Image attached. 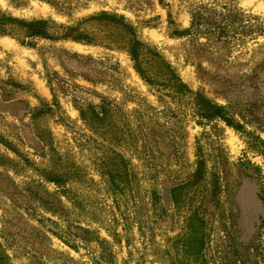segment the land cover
Masks as SVG:
<instances>
[{
  "label": "rangeland",
  "instance_id": "1",
  "mask_svg": "<svg viewBox=\"0 0 264 264\" xmlns=\"http://www.w3.org/2000/svg\"><path fill=\"white\" fill-rule=\"evenodd\" d=\"M63 1L0 0L89 37L0 36L10 264H264V0ZM105 12L132 26L150 80L130 32L88 19ZM202 100L231 123L202 117Z\"/></svg>",
  "mask_w": 264,
  "mask_h": 264
},
{
  "label": "trees",
  "instance_id": "2",
  "mask_svg": "<svg viewBox=\"0 0 264 264\" xmlns=\"http://www.w3.org/2000/svg\"><path fill=\"white\" fill-rule=\"evenodd\" d=\"M13 1V0H12ZM50 5L55 7L58 10H61L63 7L70 8V5L65 3L63 0H45ZM99 17V19L107 20L108 23H111L115 26L122 28L124 31H128L132 37V43L129 49L130 55L134 60V66L138 73L143 77L150 80L149 77L146 76L144 71V64L146 61H150L145 58L144 53L140 52L141 43L136 38L133 33V28L130 24L126 23L122 17L117 16L115 14L102 13L99 16H92L88 19ZM88 19H84L86 21ZM81 23V22H80ZM8 35L21 43H25L29 39L35 38H45V39H73V40H89L88 35L84 31H80L77 26L67 27L61 24H57L56 22L48 19H24L18 18L14 16H8L0 9V36ZM203 101V100H202ZM205 103V111L201 114L202 117L211 120L215 117H222L229 124L231 123L228 119V116L225 114V109L223 106L216 105L214 103H210L209 101H203ZM92 111V118H104L105 116V108L103 106H99L98 110L95 108H90ZM80 114L82 117L85 116V112L80 109ZM102 114V116H101ZM104 115V116H103ZM116 164V163H115ZM122 174L114 173L110 175L111 181L110 183L114 187H119V191L122 192L125 188H127L129 184V175L125 177V179H120L119 177ZM45 180L47 182L53 183L62 194L66 193V181L67 178L65 175L58 173L56 171H49L46 175ZM114 191L115 188L113 189ZM162 196L161 194H159ZM0 264H10V258L8 254L3 250L0 245Z\"/></svg>",
  "mask_w": 264,
  "mask_h": 264
}]
</instances>
